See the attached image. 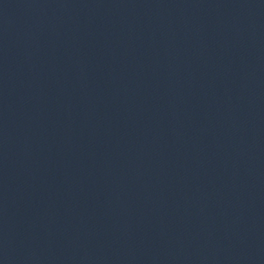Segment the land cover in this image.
I'll use <instances>...</instances> for the list:
<instances>
[{"label": "water", "instance_id": "water-1", "mask_svg": "<svg viewBox=\"0 0 264 264\" xmlns=\"http://www.w3.org/2000/svg\"><path fill=\"white\" fill-rule=\"evenodd\" d=\"M0 264H264V0H0Z\"/></svg>", "mask_w": 264, "mask_h": 264}]
</instances>
